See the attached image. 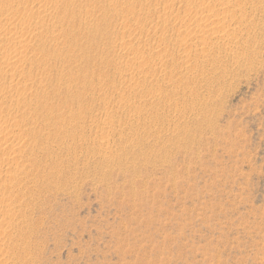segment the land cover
<instances>
[{"label":"rangeland","instance_id":"1","mask_svg":"<svg viewBox=\"0 0 264 264\" xmlns=\"http://www.w3.org/2000/svg\"><path fill=\"white\" fill-rule=\"evenodd\" d=\"M0 264H264V0H0Z\"/></svg>","mask_w":264,"mask_h":264}]
</instances>
